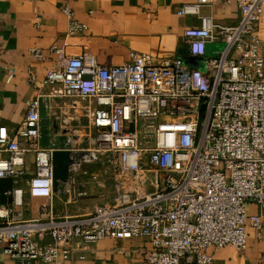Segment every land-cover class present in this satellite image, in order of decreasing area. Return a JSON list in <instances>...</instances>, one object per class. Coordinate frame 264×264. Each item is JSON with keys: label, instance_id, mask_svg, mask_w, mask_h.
Masks as SVG:
<instances>
[{"label": "built area", "instance_id": "2783aa9c", "mask_svg": "<svg viewBox=\"0 0 264 264\" xmlns=\"http://www.w3.org/2000/svg\"><path fill=\"white\" fill-rule=\"evenodd\" d=\"M217 1L178 8L200 25L185 30L181 54L160 64L132 51L129 61L108 67L55 47L58 67L42 84L52 87V98L87 100L83 146L73 150L108 155L117 197L85 217L55 215L45 203L39 219L25 218L22 180L34 195L54 193L56 148L43 142L38 95L16 130L0 126V179L14 184L5 192L9 204L0 205V251L16 264H64L85 259L106 237H142L151 248L140 264H211L213 248H248V226L262 236L264 0H224L237 4L233 25L204 12ZM63 10L69 34L88 29L69 5ZM31 52L43 57L41 49ZM36 81L31 73L30 83ZM75 171L67 192L77 197ZM252 204L259 213H250Z\"/></svg>", "mask_w": 264, "mask_h": 264}, {"label": "crops", "instance_id": "0c3cea01", "mask_svg": "<svg viewBox=\"0 0 264 264\" xmlns=\"http://www.w3.org/2000/svg\"><path fill=\"white\" fill-rule=\"evenodd\" d=\"M194 1L0 0V126H7L11 132L16 130L24 121L29 101L42 95L45 124L51 130V137L58 122L65 131L62 135L69 138L70 149L83 146L84 129L80 124H88L89 120L80 118V113L87 100L52 98V87L42 84L48 70L58 67L59 55L54 52L55 47L64 49L69 56H86L93 63L108 67L129 61L132 51L146 53L160 64L181 54L187 43L185 30L200 25L197 16L177 13L183 3ZM67 5L73 9L75 18L87 25V30L68 33L70 19L63 10ZM204 12L230 25L240 19L235 2L218 0ZM260 30L264 38V18ZM32 49H41L43 57H35ZM31 73L37 78L35 84L30 83ZM104 158L107 156L83 163L75 171L76 187L82 193L77 197L67 192L70 181L60 186L61 192L54 191L47 197L32 194L27 181L22 180L20 185L26 190L25 218L39 219L45 203L50 204L55 215L85 217L98 205L115 202L114 179L89 171L93 164L105 162ZM93 175L98 178H92ZM13 187L14 184L10 189ZM5 196L2 205L11 200ZM260 210L257 205L249 206L251 214ZM248 234L245 251L231 246L211 249L214 255L211 264H264V231L260 236L254 227L248 226ZM150 248L147 238L106 237L85 253V259L75 257L64 264H140L146 260ZM0 264H16V261L0 251ZM32 264L51 263L34 261Z\"/></svg>", "mask_w": 264, "mask_h": 264}, {"label": "water", "instance_id": "95a60500", "mask_svg": "<svg viewBox=\"0 0 264 264\" xmlns=\"http://www.w3.org/2000/svg\"><path fill=\"white\" fill-rule=\"evenodd\" d=\"M42 117L44 123L43 142L47 146L51 145L56 148L53 152L54 191L61 192L60 186L62 184L68 185L73 171L79 170L83 163L97 161L99 156L93 152L75 151L70 149L69 138L62 135L63 131L58 122L54 125V136L51 137V130L49 129V126L45 124L44 105L42 107Z\"/></svg>", "mask_w": 264, "mask_h": 264}, {"label": "rangeland", "instance_id": "374dc122", "mask_svg": "<svg viewBox=\"0 0 264 264\" xmlns=\"http://www.w3.org/2000/svg\"><path fill=\"white\" fill-rule=\"evenodd\" d=\"M104 157L108 156L107 154L103 155ZM105 162H97L95 164H93V167L92 169L87 167V170L90 171V173H94V174H98V175H102L103 177H111L112 180L114 179V182H115V171H114V167L111 163L108 162L107 158H104ZM104 175H107V176H104ZM115 185V184H114ZM116 187V186H115ZM114 187L115 191L117 190L116 188Z\"/></svg>", "mask_w": 264, "mask_h": 264}, {"label": "trees", "instance_id": "16d2710c", "mask_svg": "<svg viewBox=\"0 0 264 264\" xmlns=\"http://www.w3.org/2000/svg\"><path fill=\"white\" fill-rule=\"evenodd\" d=\"M12 180L10 179H0V205L6 201L5 192L10 190L12 187Z\"/></svg>", "mask_w": 264, "mask_h": 264}]
</instances>
